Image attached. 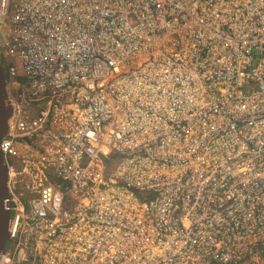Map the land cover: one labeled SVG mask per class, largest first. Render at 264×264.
<instances>
[{
  "label": "built area",
  "instance_id": "1",
  "mask_svg": "<svg viewBox=\"0 0 264 264\" xmlns=\"http://www.w3.org/2000/svg\"><path fill=\"white\" fill-rule=\"evenodd\" d=\"M0 64V264H264V0H0Z\"/></svg>",
  "mask_w": 264,
  "mask_h": 264
},
{
  "label": "water",
  "instance_id": "2",
  "mask_svg": "<svg viewBox=\"0 0 264 264\" xmlns=\"http://www.w3.org/2000/svg\"><path fill=\"white\" fill-rule=\"evenodd\" d=\"M12 114L9 104V87L7 76L0 64V142L7 131V123ZM10 169L0 150V259L5 252L9 238L8 226L10 221V192H9Z\"/></svg>",
  "mask_w": 264,
  "mask_h": 264
},
{
  "label": "rangeland",
  "instance_id": "3",
  "mask_svg": "<svg viewBox=\"0 0 264 264\" xmlns=\"http://www.w3.org/2000/svg\"><path fill=\"white\" fill-rule=\"evenodd\" d=\"M14 65L18 73V79L17 81L15 79V81L12 83L11 92H12V97L17 99L18 90L22 86H26L27 82L22 76L21 65L17 61H14ZM45 103H46V100H37L33 103H29L28 109L36 108L37 111H40V109L44 107ZM29 148H30L29 150H32V146ZM36 152L37 151L33 149V151L32 152L29 151L27 155H33L34 157ZM13 172L16 174V177L13 178L16 188L20 192L24 193L25 192L24 189L31 182L33 175L38 172V163L36 160L28 161V159L21 158V160H19L18 163H15V165L13 166Z\"/></svg>",
  "mask_w": 264,
  "mask_h": 264
},
{
  "label": "trees",
  "instance_id": "4",
  "mask_svg": "<svg viewBox=\"0 0 264 264\" xmlns=\"http://www.w3.org/2000/svg\"><path fill=\"white\" fill-rule=\"evenodd\" d=\"M3 69H4V73H5V75L7 76V72H6V69L3 67ZM17 79H18V76H16V81H17Z\"/></svg>",
  "mask_w": 264,
  "mask_h": 264
}]
</instances>
